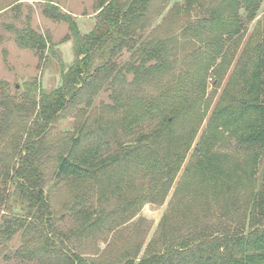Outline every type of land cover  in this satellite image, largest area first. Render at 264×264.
<instances>
[{
	"label": "trees",
	"instance_id": "obj_1",
	"mask_svg": "<svg viewBox=\"0 0 264 264\" xmlns=\"http://www.w3.org/2000/svg\"><path fill=\"white\" fill-rule=\"evenodd\" d=\"M39 1L44 2V12L50 18L67 24L68 34L64 39L72 42L73 60L61 72L60 85L48 92L34 84L16 95L0 79V131L13 126V112H24L30 117L29 126L10 134L3 147L7 151L4 156L9 155L11 161L5 160L0 168V254L21 229L32 227L40 233L46 229L51 232L52 211L43 192L39 168L43 141L50 124L68 104L77 100L89 104L91 94L103 84L114 86V83L124 82V71L132 69L130 84L141 92V86L161 73L162 63H165L159 46L148 45L143 39L144 19L152 0H95V21L87 33H81L74 16L62 12L52 0ZM243 3L245 7L251 6L247 7L248 14L254 10L255 0H244ZM231 4L232 16H235L237 3L231 0ZM49 8H54L55 12ZM222 12V8L211 10L204 18L205 25L233 35L237 27L232 26L236 22H221ZM14 40L20 48L32 49L37 54L49 47L48 39L28 24L14 28ZM223 41L221 36L214 41L218 50ZM123 49L137 55V65L123 63L117 67L113 59ZM97 56L101 60L95 63ZM199 56L193 58L199 59ZM147 59L155 60V64L146 66ZM112 93L117 102L121 100L115 105L123 107L121 117L118 120L100 118L95 127L82 124L77 135L70 137L69 143L57 152L55 177L98 185L104 194V189L118 187L116 175L131 164L145 165L167 176L174 175L191 148L190 139L180 140L174 134L173 122L180 113L192 108L182 98L183 87L175 91L176 105L169 99L159 104L158 99L146 100L144 96L129 98L130 92L127 94L123 87L114 88ZM127 99L131 104L125 101ZM153 108H161L163 115L156 127L144 132L139 127L147 116H151ZM165 110L173 122L164 114ZM132 130L136 133L132 145L115 140V151L101 153L109 139L114 141L118 131L129 133ZM220 137L232 141L243 159L228 164V157L218 152L216 146ZM260 162L259 187L248 197H243L246 185L256 179ZM185 171L198 175L209 185L219 202V212L212 221L204 223L186 213H181L177 222H168L165 217L157 235L160 247L155 248L151 241L145 256L136 264H264V39L239 57L231 81L223 89L220 103L211 114L207 131L192 147ZM123 200L116 209L121 213L136 203L134 199ZM81 202L86 207L77 208L75 215L80 214L82 227L94 228L107 219L103 210L93 208L86 196H75L74 206ZM1 210L6 212L1 214ZM43 235L47 244L59 248L55 243H61L58 235ZM66 264L94 263L71 255L66 257ZM124 264L135 263L128 259Z\"/></svg>",
	"mask_w": 264,
	"mask_h": 264
},
{
	"label": "rangeland",
	"instance_id": "obj_2",
	"mask_svg": "<svg viewBox=\"0 0 264 264\" xmlns=\"http://www.w3.org/2000/svg\"><path fill=\"white\" fill-rule=\"evenodd\" d=\"M94 2L52 0L62 12L74 16L81 33H87L94 25ZM235 2L236 15L232 16L231 0H152L144 19L146 31L143 39L148 45L159 46L165 61L161 73L144 83L139 92L130 84L132 69L124 71V82L114 83V86L103 84L91 94L89 104L85 100L68 104L50 124L44 137L39 168L43 176V192L52 211L51 232L46 229L40 233L32 227L21 229L11 237L0 254V264H66V257L71 255L81 256L94 264H124L128 259L136 264L145 256L151 241L155 248L160 247L157 235L165 217L168 222H177L178 216L186 213L202 223L212 221V217L219 212V202L209 185L201 181L198 175L188 174L185 167L190 161L192 147L207 131L211 114L220 103L223 89L231 81L239 57L264 39V0H255L252 6L254 10L249 14L247 12L251 6L245 7L244 0ZM44 7V2L39 0H0V79L16 95L34 84L45 92L58 87L61 72L73 60L72 42L64 39L68 34L67 24L50 18L44 12ZM216 8L223 10L221 22H236L232 26L237 27L233 35L224 33L221 28L205 25L207 22L204 18ZM49 10L55 12L54 8ZM27 24L48 39L49 47L42 54L20 48L15 42L14 28ZM219 36L224 41L218 50L214 41ZM208 40L211 42L206 43ZM197 53L199 59L193 58ZM135 56L133 52L123 49L113 61L117 67L123 63L137 65ZM100 60L97 56L95 63ZM154 62L147 59L145 65L150 66ZM181 86L184 89L182 98L192 108L180 113L174 122L167 110L164 111L173 122L176 138L191 141V148L174 175L167 176L145 165L131 164L116 175L118 187L110 186L108 190L104 189V194L98 185L55 177L57 152L69 143L70 137L77 135L82 124L84 127H95L100 118L118 120L121 117L123 107L115 106L121 100L117 102L114 99V88L123 87L127 94L130 92L129 98L144 96L146 100L158 99L159 104L169 99L176 105L175 91ZM125 101L131 104V100ZM150 115L139 127L144 132L156 127L163 114L161 108H153ZM11 117L13 126L0 131V168L5 160L11 161L9 155L4 156L7 151L3 149L10 134L18 130L21 132L30 124V117L24 112H13ZM135 136L134 130L129 133L118 131L114 141L109 139L101 153L115 151V140L132 145ZM216 146L218 152L226 154L228 164L243 159V155L234 149L233 142L225 137H220ZM261 167L260 162L256 179L253 178L255 181L246 185L243 197L258 189ZM81 195L90 200L93 208L103 210V214L107 215L99 226H81L80 214L75 215V210L86 206L83 202L74 206L75 196ZM123 199H134L136 203L121 213L116 209L123 204ZM4 211L1 210V214ZM43 234L58 235L61 243H55L59 248L47 244Z\"/></svg>",
	"mask_w": 264,
	"mask_h": 264
}]
</instances>
